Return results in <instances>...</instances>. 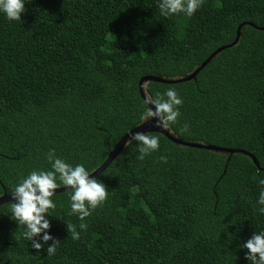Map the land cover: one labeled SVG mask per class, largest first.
<instances>
[{"label": "trees", "instance_id": "obj_1", "mask_svg": "<svg viewBox=\"0 0 264 264\" xmlns=\"http://www.w3.org/2000/svg\"><path fill=\"white\" fill-rule=\"evenodd\" d=\"M24 9L18 21L0 14V197L57 159L94 172L148 119L143 76L183 78L236 36L194 79L143 90L181 98L170 135L250 153L259 168L160 133L144 134L159 147L139 159L134 137L93 178L106 198L85 202L88 216L71 211L72 189L54 194L48 228L27 240L10 210L18 201L1 205L0 264H248L244 242L264 230V0H202L191 17L162 16L157 0H29Z\"/></svg>", "mask_w": 264, "mask_h": 264}, {"label": "clouds", "instance_id": "obj_2", "mask_svg": "<svg viewBox=\"0 0 264 264\" xmlns=\"http://www.w3.org/2000/svg\"><path fill=\"white\" fill-rule=\"evenodd\" d=\"M29 0H0V14H3L8 21L20 20L21 14L25 11L24 5ZM202 0H157V6L160 14L165 17L184 14L191 17L194 12L201 7ZM156 99L146 98L145 102H150L155 107V113L150 109H145L140 119L145 120L153 116L160 117L164 122V126L174 123L179 116V106L182 101L177 95L174 88H168L163 93V99L159 98L160 93H156ZM135 140L142 145L140 148L141 157L154 152L158 149V138L155 135L137 134ZM164 158L161 157V160ZM58 174V176H57ZM89 172L85 170L83 165L77 164L71 166L61 159L55 160L51 164L50 171H31L26 178L14 187L12 194L19 197L18 202L12 203L10 210L14 217L23 224L27 225V231L23 232L25 239L30 240L33 235L40 232L41 229L48 228V222L43 220V213L47 209H53L50 197L53 190L60 185L56 183L59 179L63 186H71L72 192L70 196V208L73 213H78L79 219L89 215V211L85 210L84 203L87 202L89 209L95 208L102 204L106 198L105 187L96 180H89L87 177ZM260 185H264V179L259 181ZM257 203L264 205V187L261 188ZM260 214L264 215V207L259 209ZM43 221V222H42ZM83 227V225H80ZM49 237L44 236V240ZM72 239H77L76 233L73 232ZM33 248L39 249L40 245L33 244ZM243 247L247 249L245 256L248 264H264V230L260 235H255L251 239L244 242ZM50 255L54 254V250L50 247L47 249Z\"/></svg>", "mask_w": 264, "mask_h": 264}, {"label": "water", "instance_id": "obj_3", "mask_svg": "<svg viewBox=\"0 0 264 264\" xmlns=\"http://www.w3.org/2000/svg\"><path fill=\"white\" fill-rule=\"evenodd\" d=\"M261 30H264V28H261ZM237 39H238V36H236L235 40L231 44L219 47L193 73L186 75L183 78L162 79V78L156 77V76H143L138 82V91H139L140 97L142 98V100L144 102H145L146 98H148V96L145 94V92L143 90V85L145 83L157 82V83H162V84H175V83L190 81V80L194 79L199 70H201L205 65H207L208 62H210V60L212 58H214L223 49L231 47L232 45H234L236 43ZM145 104L148 106V108L150 110H152L155 113V107L152 103L145 102ZM145 133H160L163 136H165L168 140H170L174 144L181 146V147L205 149V150L214 151V152H225V153H228L230 155L240 153V154H243V155L250 157L252 162L259 168L256 160L253 158L252 155H250V153H246V152L240 151V150L218 148V147L211 146V145L206 146V145H201V144L193 143V142H187V141H183L181 139L175 138L165 130L164 122L160 119V117L153 116V117L145 120L143 123H141L137 127L129 130L123 137H121L120 140L117 142V144L114 146V148L110 151V153L108 154L105 161L100 165V167L98 169H96L94 172L89 174L87 178L89 180H91L94 177H96L118 155V153L123 149V147L125 146L127 141L134 138L137 134H145ZM71 189H72L71 186H63V187H60V188L53 190L52 195L59 194V193L65 192V191H69ZM18 199H19V197H17L14 194H10V195L3 194L0 197V206L5 204V203H8V202L18 201Z\"/></svg>", "mask_w": 264, "mask_h": 264}]
</instances>
